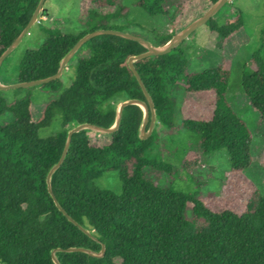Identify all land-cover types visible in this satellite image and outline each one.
Segmentation results:
<instances>
[{"label":"trees","instance_id":"trees-1","mask_svg":"<svg viewBox=\"0 0 264 264\" xmlns=\"http://www.w3.org/2000/svg\"><path fill=\"white\" fill-rule=\"evenodd\" d=\"M169 1L139 0L138 7L156 17L167 14ZM209 1L213 5L219 0ZM39 2L0 0V57L29 24ZM95 6L115 9L104 13ZM125 10L120 0H82L84 29L77 34L50 31L38 49L23 55L18 82L55 75L63 58L86 34L100 29L128 32L126 25L116 23L129 20ZM237 11L232 19L221 23L212 18L206 25L222 40L232 38L244 27L242 13ZM173 36L157 37L152 43L164 46ZM262 38L260 48L243 68L242 87L249 105L264 122V30ZM183 43L168 54L135 62L155 104L157 123L152 135L147 140L140 138L144 110L129 105L118 130L109 134L110 143L92 145L89 130L74 134L68 155L52 176L60 205L97 240L59 210L47 177L60 161L71 129L85 123L111 128L121 103L147 101L128 65L130 57L145 53L146 48L115 35L93 38L70 61L78 60L70 86L65 87L62 78L37 86L56 94L41 109L31 96L36 87L15 89L11 103L0 90V117H11L0 123V264H55L52 252L56 249L83 247L99 253L103 245L106 251L101 258L65 251L56 256L61 264H264V196L259 188L253 189L241 211L218 210L210 197L176 192L159 182L158 174H177L165 159L170 147L162 142L160 126L170 134L185 132L186 142L192 141L189 134L196 135L197 149L204 155L226 150L232 174L244 173L255 163L252 133L227 100L230 70L218 66L189 72ZM178 86L185 89V96L213 93L212 117L184 118L176 125L173 96ZM56 118L60 130L42 137L40 132ZM194 154L184 150L179 161L185 165ZM201 164L200 160L189 163L190 168ZM190 168L183 171L192 176ZM108 173L118 175L120 194L97 185ZM230 186L236 191L240 187ZM227 194L224 190L222 198Z\"/></svg>","mask_w":264,"mask_h":264},{"label":"rangeland","instance_id":"rangeland-1","mask_svg":"<svg viewBox=\"0 0 264 264\" xmlns=\"http://www.w3.org/2000/svg\"><path fill=\"white\" fill-rule=\"evenodd\" d=\"M82 0H46L43 12L37 22L25 36L18 48L8 57L0 68V82L11 85L18 82L17 75L23 55L27 50L38 49L48 37L50 31L60 30L67 34H77L84 29L80 16V3ZM139 0H120L130 16L128 21L117 20V24L126 25L128 33L147 37L150 42H155L157 37L177 35L190 24L201 18L212 6L209 0H170L165 8L166 15L150 16L138 7ZM96 7V6H95ZM98 8L101 12H110L115 8ZM244 18L242 31L232 38L222 40L221 37L210 30L205 24L195 30L183 43L182 49L189 57V72H202L223 66L231 72L227 100L235 113L249 127L252 133L251 154L254 164L241 174H232L226 150H221L214 155H204L197 149L196 135L189 134L192 141L186 142L185 132L169 131L160 126V136L165 145L179 155L165 152V159L172 164L175 175H157L162 186L171 187L176 192L195 193L200 197H210L212 206L216 209L232 207L241 211L250 197L254 188H259L264 196V122L260 115L249 105V100L242 87V72L252 55L260 48L262 31L264 30V0H231L215 16L221 23L234 18L238 11ZM136 23V24H135ZM138 24V25H137ZM78 60L74 59L65 69L62 79L65 87L70 86L75 78ZM24 93L22 96H24ZM32 99L38 109L53 99L56 94L46 92L36 87L31 92ZM185 89L178 86L173 96L175 123L181 125L184 118L196 120H209L213 115V93L189 94L185 96ZM5 97L9 103L15 99L14 90H6ZM21 97V96H20ZM11 120L9 115L0 117V123ZM149 125L147 126L148 129ZM60 130V120L56 118L50 127L43 129L40 134L47 137ZM155 130V129H154ZM91 144L103 146L110 143L109 134L89 130ZM188 137V136H187ZM171 140L174 143H171ZM184 150L195 152L194 159L186 161L184 165L179 161V156ZM200 160L201 165L190 168L189 163ZM194 170L192 176L185 173L183 168ZM231 184L240 185L238 191L231 188ZM102 189H108L120 194L122 185L116 173H108L97 181ZM228 192L222 198L223 191Z\"/></svg>","mask_w":264,"mask_h":264},{"label":"water","instance_id":"water-1","mask_svg":"<svg viewBox=\"0 0 264 264\" xmlns=\"http://www.w3.org/2000/svg\"><path fill=\"white\" fill-rule=\"evenodd\" d=\"M230 1L231 0H219V1H217L215 4H213L211 6V8L201 18H199L198 20H196L195 22L190 24L181 33L173 36L172 39L164 46H156L152 42H150L149 40H147L141 36L128 33V32H124V31H120V30H112V29H100V30H96L92 33L86 34L84 37H82L76 43V45L63 58V60L60 64V68L55 75L44 78V79H40V80H35V81H30V82H18V83L11 84V85H3L0 82V90L6 91V90L33 88V87L42 86V85L48 84L50 82L59 80L62 78V75H63L65 69L67 68L68 64L70 63L72 58L75 56V54L80 50V48L84 44H86L88 41L92 40L95 37L101 36V35H115V36H119V37H122L125 39L133 40V41L139 42L141 45H143L146 48L147 51L145 53L130 57L128 60V65H129L130 70L133 72V74L137 78V80H138V82H139V84H140V86H141V88L145 94L147 101L144 102V101L132 99V100H128V101L121 103L118 107V110H117L116 122H115L114 126H112L111 128H104V127H100L97 125L85 123V124H80V125L74 127L73 129H71L68 133L66 146H65V149H64L63 154L61 156V159L50 170L48 177H47V184H48L49 193L51 194L52 198L54 199L56 206L59 208V210L61 212L64 213V215L69 219L70 222H72L74 225H76L81 231H83L89 237L97 240L88 229H86L84 226L79 224L76 220H74L63 209V207L60 205V203L58 202V200H57V198L53 192L52 184H51L53 174L60 168V166L63 164L66 156L68 155V152H69V149H70V146L72 143L73 135L76 133H79L83 130H94V131H98V132L112 134L116 130H118V128L120 126V122L122 119L124 109L129 105H138L144 110V119H143V122H142V125L140 128V138L142 140H147L152 135V133L155 129V126L157 123V116H156V110H155V104H154L153 98H152L151 94L149 93V91L147 90V88L143 82V79H142L141 75L139 74V72L135 66V62L149 58V57H152V56H160V55H165V54L170 53L171 51L176 49L179 45H181L183 43V41L186 40L195 30H197L199 27L205 25L209 20L214 18V16ZM45 2H46V0H40L39 4L37 6V9L34 12V15L31 19V21L29 22V24L21 32V34L18 36V38L1 55V57H0V68L3 65L4 61L18 48V46L21 44V42L23 41L25 36L29 33L31 28L38 22V19L43 12ZM148 125H149V127L147 129ZM64 251L65 252H84V253H87L89 255L101 258L105 255L106 247H105V245H103L102 250L99 253H95L92 250H89V249H86L83 247H71L68 249H56L52 252V258H53V261L55 264H61V262L58 260V258L56 256V253L57 252H64Z\"/></svg>","mask_w":264,"mask_h":264},{"label":"built area","instance_id":"built-area-1","mask_svg":"<svg viewBox=\"0 0 264 264\" xmlns=\"http://www.w3.org/2000/svg\"><path fill=\"white\" fill-rule=\"evenodd\" d=\"M41 22L40 19H38V23Z\"/></svg>","mask_w":264,"mask_h":264}]
</instances>
